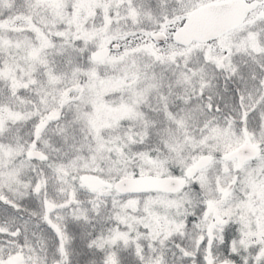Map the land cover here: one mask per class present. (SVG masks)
<instances>
[{
    "label": "snow or ice",
    "instance_id": "6c2138e0",
    "mask_svg": "<svg viewBox=\"0 0 264 264\" xmlns=\"http://www.w3.org/2000/svg\"><path fill=\"white\" fill-rule=\"evenodd\" d=\"M0 264H264V0H0Z\"/></svg>",
    "mask_w": 264,
    "mask_h": 264
}]
</instances>
